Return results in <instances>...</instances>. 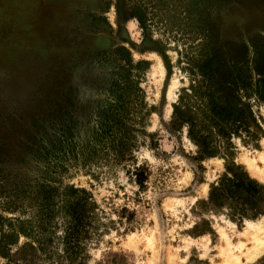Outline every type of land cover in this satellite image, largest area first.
<instances>
[{
	"label": "rangeland",
	"instance_id": "1",
	"mask_svg": "<svg viewBox=\"0 0 264 264\" xmlns=\"http://www.w3.org/2000/svg\"><path fill=\"white\" fill-rule=\"evenodd\" d=\"M206 3L0 0V216L3 240L15 238L0 247V264H264V247L247 255L264 238V213L249 218L231 200L216 210L202 202L235 167L264 187L257 75L251 69L247 89L228 83L234 55L264 33V9L253 0ZM186 10L205 21L195 24ZM118 47L147 64L134 70L136 97L109 116L124 131L99 142L100 110L122 94L112 85ZM205 60L212 69L203 76ZM194 88L231 100L236 120L226 135ZM188 96L212 156H200L187 126L169 127L173 105Z\"/></svg>",
	"mask_w": 264,
	"mask_h": 264
},
{
	"label": "trees",
	"instance_id": "2",
	"mask_svg": "<svg viewBox=\"0 0 264 264\" xmlns=\"http://www.w3.org/2000/svg\"><path fill=\"white\" fill-rule=\"evenodd\" d=\"M206 7L212 9L215 7H221L222 5L228 3L229 1H240V0H206ZM256 4H259L264 9V0H253ZM189 17L193 14V11L186 10ZM134 15L137 17L139 24L144 29L146 28L145 16L143 11L136 10ZM188 18V16H186ZM206 17V15H205ZM193 22L195 24H200L205 21L204 18L199 16L197 11H194ZM196 18V19H195ZM201 26V25H200ZM205 28H203V33H205ZM117 51L121 53L119 57L120 63L118 69L114 72V77L112 80V85L117 87L118 90H121L122 94L117 95L116 101L107 108L103 107L100 110L101 120L99 121L95 134L97 136L96 140L101 142L106 138H111L115 136L120 131L124 124L118 119H109V116L119 115L126 110V100L125 98L133 95L134 98L136 94L141 90L138 87V81L134 79V70L144 69V65L147 64V61H137L136 64L132 62L129 51L125 47H118ZM251 53V56L248 54ZM235 59H232L231 70H236L235 77L232 76V83L240 88L247 89L251 86V69L256 73L257 77L255 79L254 93L257 98L261 101H264V33L262 35L256 36L250 43V46L243 45L240 47V51L234 55ZM239 61V62H238ZM234 62V63H233ZM212 65L209 60L203 61L200 65V70L203 76L211 72ZM230 85V84H229ZM194 90V95L199 97L206 96L207 102H211L210 107L211 112V125L216 131L221 135H226L224 130L227 127L229 122L235 121V111L233 106L229 103V100H226L224 103L216 102L214 98V92L211 93H202V91ZM196 92L198 94H196ZM203 94V96H202ZM229 96V95H228ZM226 97V99L228 98ZM125 97V98H124ZM124 98V99H123ZM215 100V101H214ZM192 103L190 102V97L188 96L184 101H180L178 104L173 105V113L169 123L170 129L178 130L182 126H187V135L188 137L196 143L198 146V153L201 157L212 156L216 154V147H213L210 144L209 135L205 133L206 124L203 123V120H198L195 112L192 111ZM202 109V108H201ZM203 110V109H202ZM205 112V111H204ZM206 113V112H205ZM126 132V131H125ZM121 134L118 136V146L122 144ZM228 168H231L228 166ZM240 167H235L232 169L231 177H228L224 174L220 177L217 184H212L209 190L208 199L202 202L206 205H209L210 210H216L218 207L226 204L228 201H232L233 205L238 208L240 206L241 214L254 218L259 213H264V197L261 193V190H264V187L258 184V182L252 179L246 172L240 171ZM136 182L143 187L146 175H144L143 168H136L135 172ZM76 190V189H73ZM82 195L80 198L85 202L88 199L87 191L83 189H78ZM230 201V202H231ZM2 217L0 216V247L8 246L14 242V239L7 241L3 240V237L6 235L4 227L1 222ZM9 232L14 233L13 229L10 227Z\"/></svg>",
	"mask_w": 264,
	"mask_h": 264
},
{
	"label": "bare ground",
	"instance_id": "3",
	"mask_svg": "<svg viewBox=\"0 0 264 264\" xmlns=\"http://www.w3.org/2000/svg\"><path fill=\"white\" fill-rule=\"evenodd\" d=\"M248 164H249V167L251 169H253L257 174H260L261 173V170L260 168H258L257 166H255L253 164L252 161H248ZM257 243L258 244V249H256L254 246H253V249H251V251L247 254L248 256H253L255 253L257 254V251L260 250L262 247H264V238L263 239H257ZM253 250V251H252ZM259 253V252H258ZM251 254V255H250ZM250 258V257H249Z\"/></svg>",
	"mask_w": 264,
	"mask_h": 264
}]
</instances>
